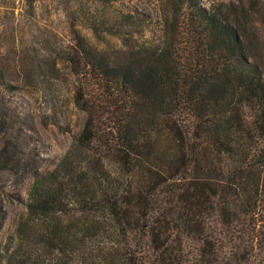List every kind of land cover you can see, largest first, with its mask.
Instances as JSON below:
<instances>
[{
	"label": "trees",
	"instance_id": "obj_1",
	"mask_svg": "<svg viewBox=\"0 0 264 264\" xmlns=\"http://www.w3.org/2000/svg\"><path fill=\"white\" fill-rule=\"evenodd\" d=\"M173 3L148 44L73 49L83 123L34 174L0 264H264V0L239 4L248 37Z\"/></svg>",
	"mask_w": 264,
	"mask_h": 264
},
{
	"label": "rangeland",
	"instance_id": "obj_2",
	"mask_svg": "<svg viewBox=\"0 0 264 264\" xmlns=\"http://www.w3.org/2000/svg\"><path fill=\"white\" fill-rule=\"evenodd\" d=\"M241 1L198 4L222 17L242 19L248 37ZM173 2L0 0V119L5 124L0 131V247L24 210L34 174L57 164L83 123V113L71 100L83 56L73 49L92 46L119 57L120 49L148 44L160 33L164 9L178 12ZM125 15L135 22L127 29L116 18Z\"/></svg>",
	"mask_w": 264,
	"mask_h": 264
}]
</instances>
